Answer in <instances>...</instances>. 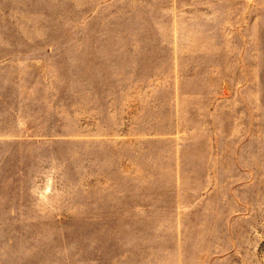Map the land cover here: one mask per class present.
Here are the masks:
<instances>
[{
  "label": "rangeland",
  "instance_id": "obj_1",
  "mask_svg": "<svg viewBox=\"0 0 264 264\" xmlns=\"http://www.w3.org/2000/svg\"><path fill=\"white\" fill-rule=\"evenodd\" d=\"M0 264H264V0H0Z\"/></svg>",
  "mask_w": 264,
  "mask_h": 264
}]
</instances>
